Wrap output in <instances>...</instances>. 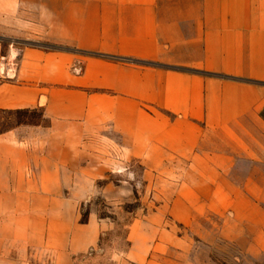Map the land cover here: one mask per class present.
<instances>
[{
    "label": "rangeland",
    "instance_id": "rangeland-1",
    "mask_svg": "<svg viewBox=\"0 0 264 264\" xmlns=\"http://www.w3.org/2000/svg\"><path fill=\"white\" fill-rule=\"evenodd\" d=\"M114 3L0 0V82L32 79L39 52L71 56L68 78L36 77L37 104L0 107V264H264V165L225 173L213 189L206 172L159 155L140 130L126 148L110 108L93 106L87 63L99 51L45 33L68 8L91 27ZM52 95L91 106L52 108Z\"/></svg>",
    "mask_w": 264,
    "mask_h": 264
},
{
    "label": "crops",
    "instance_id": "crops-1",
    "mask_svg": "<svg viewBox=\"0 0 264 264\" xmlns=\"http://www.w3.org/2000/svg\"><path fill=\"white\" fill-rule=\"evenodd\" d=\"M111 1L110 11L100 13L91 27L80 9L68 8L61 19L46 22L45 33L99 51L100 57L87 63L93 68V106L110 108L111 130L120 133L122 144L128 148V133L140 130L147 147L187 159L190 170L206 172L213 189L225 185V173L259 172L264 165V0ZM37 56L32 79L0 82V107L41 101L45 87L38 76L69 77L68 53ZM24 65L23 59L20 69ZM51 101L52 108L91 106L70 96L59 102L52 95ZM251 198L246 202H256Z\"/></svg>",
    "mask_w": 264,
    "mask_h": 264
},
{
    "label": "built area",
    "instance_id": "built-area-1",
    "mask_svg": "<svg viewBox=\"0 0 264 264\" xmlns=\"http://www.w3.org/2000/svg\"><path fill=\"white\" fill-rule=\"evenodd\" d=\"M8 70L9 71H12L15 74V71H16V61L14 59L8 60Z\"/></svg>",
    "mask_w": 264,
    "mask_h": 264
}]
</instances>
